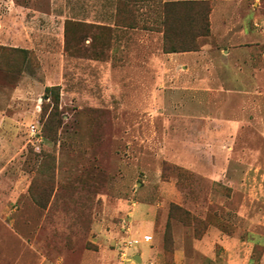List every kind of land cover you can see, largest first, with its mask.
I'll return each mask as SVG.
<instances>
[{
  "label": "rangeland",
  "instance_id": "1",
  "mask_svg": "<svg viewBox=\"0 0 264 264\" xmlns=\"http://www.w3.org/2000/svg\"><path fill=\"white\" fill-rule=\"evenodd\" d=\"M163 4L0 0V264H264V0Z\"/></svg>",
  "mask_w": 264,
  "mask_h": 264
},
{
  "label": "crops",
  "instance_id": "2",
  "mask_svg": "<svg viewBox=\"0 0 264 264\" xmlns=\"http://www.w3.org/2000/svg\"><path fill=\"white\" fill-rule=\"evenodd\" d=\"M162 1H163V3L183 2V1L209 2V3H211V6H212V10H211V14H210V21H211L212 16L215 13V10H218L219 15L222 16L223 11L226 10L225 9V3H235V1L240 2L241 0H162ZM110 27L114 28V25H110ZM0 144H5V140L1 139ZM12 194H14V197H15V193H12ZM8 206L11 208L12 204L7 202L5 207L4 206L1 207V212H0L1 216L4 214L3 208H8ZM15 210H16V207L13 208V211H15ZM1 216H0V221L4 222L5 219H2ZM203 240H207L206 241L207 247L208 248L210 247L209 249H210V251L212 250V252L214 251L215 244H217V243L220 244V246L223 249V252H225V253L222 252L223 254L221 253V258L223 259V264H231L230 258L233 257L234 255L236 257L238 255H241V252H242V250H244V245H245V243L240 244V243H238V240L230 239L229 237H226L225 235L221 234V232L217 231V229L214 226H209V228L207 229V234L205 236V239H203ZM209 240L212 241L211 245H210ZM201 242L202 241H197L196 245L200 244ZM135 256H137V255H135ZM215 256H216L215 252H213V256H211V257H209V255H207L208 258L213 259V260L215 259ZM226 258H228V260H226Z\"/></svg>",
  "mask_w": 264,
  "mask_h": 264
},
{
  "label": "trees",
  "instance_id": "3",
  "mask_svg": "<svg viewBox=\"0 0 264 264\" xmlns=\"http://www.w3.org/2000/svg\"><path fill=\"white\" fill-rule=\"evenodd\" d=\"M125 1H132L134 2V0H125ZM137 1V0H136ZM140 2H151L153 0H138ZM160 1V0H159ZM164 8L166 11L168 9H172V8H175V9H187V14L186 15H191V18L192 20L193 19H199L201 22L200 24L198 25L199 29H201L203 27L204 31H205V34L208 33V27H209V21H208V16H209V13L211 11V6L208 2H203V1H183V2H171V3H164L163 4ZM206 8H205V7ZM203 8L205 9L203 11ZM192 23V21L190 22V24ZM166 24V22H165ZM192 26V25H191ZM168 26H164V30H163V34L164 36L167 35V32L168 30H170V27L166 28ZM188 50H191V49H169L167 52L169 53H174V52H184V51H188ZM57 87H52V88H48L47 91H52L54 89H56ZM55 96V102L57 103L58 101V96L57 94L54 95ZM168 231H169V224H167V227H166V231H165V239H168L167 238V235H168ZM169 236V235H168ZM171 242H172V237H171Z\"/></svg>",
  "mask_w": 264,
  "mask_h": 264
},
{
  "label": "built area",
  "instance_id": "4",
  "mask_svg": "<svg viewBox=\"0 0 264 264\" xmlns=\"http://www.w3.org/2000/svg\"><path fill=\"white\" fill-rule=\"evenodd\" d=\"M31 131H32V133H36L34 128H32ZM151 240H152V236H150V235H144L142 237V242L147 243V242H150ZM138 245H139L138 240L131 239V240L126 241V247H128V248H135Z\"/></svg>",
  "mask_w": 264,
  "mask_h": 264
},
{
  "label": "water",
  "instance_id": "5",
  "mask_svg": "<svg viewBox=\"0 0 264 264\" xmlns=\"http://www.w3.org/2000/svg\"><path fill=\"white\" fill-rule=\"evenodd\" d=\"M134 260L137 261V262H140V257L137 255L134 257Z\"/></svg>",
  "mask_w": 264,
  "mask_h": 264
}]
</instances>
